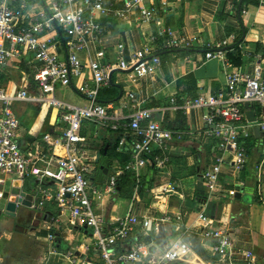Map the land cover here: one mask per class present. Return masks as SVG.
<instances>
[{
  "label": "crops",
  "instance_id": "obj_1",
  "mask_svg": "<svg viewBox=\"0 0 264 264\" xmlns=\"http://www.w3.org/2000/svg\"><path fill=\"white\" fill-rule=\"evenodd\" d=\"M152 3L158 14L151 22H141L138 15L132 16L133 25L102 17L104 36L83 54L84 73L73 76L71 85L60 88L58 93L68 98L62 101L72 100L74 105L87 106L88 102L78 93L77 87L91 78L88 60L115 65L119 45L124 46L123 57L130 64L140 56L144 60L159 57L161 66L157 71L139 79H135L132 69L115 68L111 72L112 83L101 90L98 100L111 112L123 115L132 110L128 95L134 93L135 105L152 110L153 119L164 128L184 131L186 136L169 144L165 151H158L169 159L165 167L148 161L139 174L132 173L141 185L135 188L131 199L118 197L120 188L117 187L115 194H92L94 208L110 221L130 212L150 218L168 215L172 221L164 224L165 237L159 241L175 236H181L185 241L196 238L206 255L191 250L177 264H185L188 260L189 264H231L213 256L211 242L200 236L204 224L198 215L204 212L216 220L214 225L229 231L238 247L253 251L259 264H264V172L258 170L263 158L264 132L257 136L254 133V137L244 140L250 142L243 171L238 172L231 156L225 155L220 173L221 189L208 197L205 185L203 189L199 188L198 176L215 162L219 141L205 135L201 109L184 111L180 108L195 95L217 93L225 88L226 71L222 61L205 58L207 52L218 50L220 45L224 56L237 70L252 74L259 66L264 71V0H152ZM49 4L50 0H29V11L40 17ZM123 4L120 2L119 7ZM168 31L185 38H196L194 47L168 48ZM55 34L60 36L58 32ZM146 47L150 51L146 52ZM21 64L27 68L26 63ZM15 65L0 66V74L2 68ZM191 76L193 79L189 78ZM22 79L23 75L18 82L9 83L22 84ZM28 81L30 92L39 93ZM174 98L176 107L171 103ZM37 103L22 101L14 105L21 122L18 140L26 152L47 153L50 148L42 142V134L55 135L61 131V114L42 103L38 110L32 105ZM249 109L255 110L253 106ZM83 135L89 155L94 159L91 187L99 189L107 184L114 171L124 168L131 160L133 141L121 132L93 123L84 124ZM26 179L15 186L33 196L32 205H18L16 217H10L17 220L16 223H0V264H70L52 254L53 248L79 260L102 264L92 245V230L70 219L68 212H61L53 200H43L33 177L34 187L27 189ZM167 184H172L174 190L162 192V187ZM44 187L54 189L55 185L46 183ZM230 190H237L246 196V200L231 197ZM203 196L206 198L201 199ZM49 235L54 236L53 241ZM137 237L146 241L138 230L131 236L130 243L136 242Z\"/></svg>",
  "mask_w": 264,
  "mask_h": 264
},
{
  "label": "built area",
  "instance_id": "obj_2",
  "mask_svg": "<svg viewBox=\"0 0 264 264\" xmlns=\"http://www.w3.org/2000/svg\"><path fill=\"white\" fill-rule=\"evenodd\" d=\"M122 1L123 6L119 7ZM150 3L152 0H50L43 15L37 17L29 11V0H0V66L26 63L39 90L37 94L30 92V74L26 71H22V84L0 85V200L4 198L8 182L11 197L17 182L33 177L43 200H53L61 212H68L70 219L92 230V245L102 264H177L192 250L191 244L181 236L159 241L161 226L172 221L168 215L150 218L130 212L110 221L98 214L93 205L92 194H115L124 173L139 174L146 167L148 156L153 158L151 162L155 165L165 167L169 159L158 151H165L169 144L186 136L184 131L164 128L153 119L152 110L135 105L134 93L128 95L132 108L128 114H115L98 101L101 90L110 84L109 76L115 68L132 69L135 79H139L156 72L161 66L160 58L144 60L140 56L130 64L123 57L124 46L119 45L115 65L88 60L91 78L77 87L78 93L88 102L87 106L70 104L56 97L57 88L69 87L73 76L84 73L83 54L104 36L101 18L107 16L133 25L132 16L138 15L141 22H151L158 13ZM49 33L53 35L48 36ZM167 34L166 45L170 49L194 47L196 38L174 35L171 31ZM221 47L207 52L205 58L222 61L226 71L225 88L217 93L201 94L180 107L184 111L201 109L205 135L219 141L215 162L201 175L208 197L221 189L220 173L225 155L231 156L238 172L243 171L248 153L244 140L254 136L255 127L264 132V71L259 66L252 74L237 70ZM145 51L150 50L146 47ZM22 101L48 105L61 114V131L55 135L42 134V142L50 148L47 153L26 152L20 145L21 122L14 105ZM176 101L175 98L171 100L175 107ZM247 103L261 108L260 113L252 110L255 121L246 116ZM85 123L121 132L133 141L131 160L124 168L114 171L107 184L99 189L91 187L95 167L83 135ZM262 154L260 172H264V143ZM46 183L54 184L55 188L44 187ZM162 189V192L173 191L174 186L167 184ZM236 193L237 190H230L229 195L234 197ZM198 218L204 224L200 236L211 242L213 256L231 264L239 261L259 264L253 251L241 249L226 228L214 225V218L204 212H200ZM138 230L146 241L137 237L138 240L131 244V236ZM49 239L53 241L54 236L49 235ZM52 254L70 264H94L56 248Z\"/></svg>",
  "mask_w": 264,
  "mask_h": 264
},
{
  "label": "trees",
  "instance_id": "obj_3",
  "mask_svg": "<svg viewBox=\"0 0 264 264\" xmlns=\"http://www.w3.org/2000/svg\"><path fill=\"white\" fill-rule=\"evenodd\" d=\"M22 71H26L27 73L30 74L29 80L30 84L35 86V83L33 81V75L30 73L28 68H26L22 64H16L13 67H4L2 68V73L0 74V85L6 86L10 81H19L21 76H22ZM190 79H193V76L189 77ZM110 85V84H109ZM108 85V86H109ZM36 87V86H35ZM196 95L193 97V100L196 99ZM101 104L105 105L102 103L100 100H98ZM254 137V136H253ZM249 140L246 143V146L249 148ZM131 157H129L130 159ZM147 159L149 161L153 160L151 156H148ZM137 178L131 173V172H125L124 175L120 178V181L118 183V187L120 188L118 192V197L124 198V199H131L135 188L139 185ZM141 185V184H140ZM206 198L205 196L201 197V199ZM189 243L191 244V249L192 251L199 253L200 255L206 257L205 253H203L200 249L199 242L197 241L196 238H186ZM186 240V241H187Z\"/></svg>",
  "mask_w": 264,
  "mask_h": 264
},
{
  "label": "water",
  "instance_id": "obj_4",
  "mask_svg": "<svg viewBox=\"0 0 264 264\" xmlns=\"http://www.w3.org/2000/svg\"><path fill=\"white\" fill-rule=\"evenodd\" d=\"M243 36H245L244 32H243ZM233 47L234 46H231L230 48H233ZM57 51H58V53L61 52L59 46H57ZM111 76H112V73L109 76L110 83H112ZM245 108L247 109V112H246L247 118L251 121H255V119H256L255 114L252 110L249 109L250 105L248 103L245 104ZM254 133L256 136L259 134V128L258 127L254 128ZM198 185H199V188L203 189L201 174L198 176ZM5 190H6V192L4 194V198L2 200H0V218L2 216H8L11 218L16 217L17 210H18V204L25 206V207H31V205H32L31 200L33 199V196L31 194H26V192H24L23 190H21L19 188L18 189L13 188L11 190L12 196L9 197V190H10V183L9 182L6 185ZM235 198L246 200V196L243 197L240 192H238L235 195ZM164 237H165V229H164V226H161L160 231H159V239L164 240Z\"/></svg>",
  "mask_w": 264,
  "mask_h": 264
},
{
  "label": "rangeland",
  "instance_id": "obj_5",
  "mask_svg": "<svg viewBox=\"0 0 264 264\" xmlns=\"http://www.w3.org/2000/svg\"><path fill=\"white\" fill-rule=\"evenodd\" d=\"M59 90H60V88H57V93H56V97L58 98V99H64L65 97H64V95L62 94V93H58L59 92ZM75 95H77V96H79L80 97V95L78 94V93H75ZM65 99H67L68 100V98H65ZM71 101V102H70ZM66 102V101H65ZM68 103H70V104H72L73 102H72V100H69V102ZM74 104V103H73ZM32 105H34L35 107H36V109H38V110H40V104L39 103H37V104H32ZM253 106V105H252ZM255 109H256V111L258 112V113H260V110H261V108L260 107H256L255 106V104H254V106H253ZM98 174H99V176H100V173L98 172ZM26 185H27V189H28V187H31V188H33L34 187V180L32 179V177H28L27 179H26ZM23 210H25V211H27V212H31L29 209L27 210V209H23ZM27 214H29V213H27ZM31 214V213H30ZM13 222V221H15V223H16V221L17 220H13V219H11L10 217H8V216H3L1 219H0V223H2V222ZM190 263V261L188 260L187 261V263H185V264H189Z\"/></svg>",
  "mask_w": 264,
  "mask_h": 264
}]
</instances>
